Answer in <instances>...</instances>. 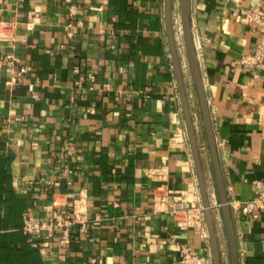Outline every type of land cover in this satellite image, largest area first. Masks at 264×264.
Segmentation results:
<instances>
[{
	"label": "crops",
	"instance_id": "obj_1",
	"mask_svg": "<svg viewBox=\"0 0 264 264\" xmlns=\"http://www.w3.org/2000/svg\"><path fill=\"white\" fill-rule=\"evenodd\" d=\"M257 3L190 0L189 11L238 264H264V209L242 207L264 195V69L239 62L264 47L261 28L238 13ZM0 22L10 34L0 38V162L4 197L20 211L5 231L25 236L31 264H180L182 245L212 258L207 224L186 212L202 198L164 0H0ZM182 76L214 192L195 86ZM79 197L85 231L71 225L67 244L23 230L24 215L49 220ZM215 233L220 264H230L227 238Z\"/></svg>",
	"mask_w": 264,
	"mask_h": 264
},
{
	"label": "water",
	"instance_id": "obj_2",
	"mask_svg": "<svg viewBox=\"0 0 264 264\" xmlns=\"http://www.w3.org/2000/svg\"><path fill=\"white\" fill-rule=\"evenodd\" d=\"M171 1L164 0L165 5V21H166V33L168 38V44L170 48V54L173 62L174 71L177 78L178 89L180 93V98L182 102V108L184 113V118L186 122L187 134L194 158V164L196 168V174L198 178V184L200 188V194L202 198V205L204 208V214L206 219V224L208 228V233L212 243V261L213 264H220V253L218 249V243L215 233V225L212 217L211 205L209 203L205 180L203 177L202 166L199 157V150L197 146L195 129L192 121V115L189 109L187 95L185 91V86L183 82L182 70L180 65V59L178 56L174 32L171 23ZM189 11H190V0H180V14H181V25H182V34L184 40L185 52L188 60L189 69L191 72L192 80L195 86L196 95L198 98L199 108L201 112L202 124L205 132L206 142L208 146L209 156L212 164L213 174L216 183V191L219 200V206L221 210V215L223 219L225 234L228 243L229 255H230V264H238L237 256V247L235 234L232 226V221L230 217L228 202L226 198V191L224 187V182L222 178V173L220 170L214 133L212 129V123L210 119L209 109L204 93V88L198 68V63L196 59V53L193 45L190 21H189Z\"/></svg>",
	"mask_w": 264,
	"mask_h": 264
},
{
	"label": "built area",
	"instance_id": "obj_3",
	"mask_svg": "<svg viewBox=\"0 0 264 264\" xmlns=\"http://www.w3.org/2000/svg\"><path fill=\"white\" fill-rule=\"evenodd\" d=\"M72 12V8H70ZM239 16L248 20L253 21L257 26H259L264 34V6L262 4H253L248 7H241L239 9ZM35 15H32V18ZM7 26L0 22V38L8 39L10 34ZM240 65L245 69H264V47L262 45H256L249 52L243 54L240 57ZM25 72V68L21 67L18 75ZM262 120L264 122V108L262 111ZM204 146V145H202ZM214 195V193H213ZM160 199H157L159 202ZM264 201V195L258 193L256 197L242 202V207L245 211L251 212L256 208H263L260 202ZM84 212V198L79 197L72 201L70 204V209L66 210L64 213L55 211L53 216L49 220L38 221L33 217L24 215L22 218L23 230L27 233L33 234L40 230H47L49 233H58L59 241L61 243L67 244L70 241V227L73 224H79V230L81 232L85 231V221L82 219ZM190 216L196 215L200 226L206 230V221L204 208L202 204H197L196 206L188 209L186 211ZM179 216L182 217L180 214ZM180 264H213L211 257H200L199 255L191 251L190 246L182 245L180 247Z\"/></svg>",
	"mask_w": 264,
	"mask_h": 264
},
{
	"label": "trees",
	"instance_id": "obj_4",
	"mask_svg": "<svg viewBox=\"0 0 264 264\" xmlns=\"http://www.w3.org/2000/svg\"><path fill=\"white\" fill-rule=\"evenodd\" d=\"M0 162V207L5 205L7 212L5 215H0V264H31L36 261V252L30 250L28 243L25 242V236L20 235V232H6L8 227V218L17 217L20 215L18 202L9 203L4 197L6 185L4 181V173L2 172ZM25 247H21V246Z\"/></svg>",
	"mask_w": 264,
	"mask_h": 264
},
{
	"label": "rangeland",
	"instance_id": "obj_5",
	"mask_svg": "<svg viewBox=\"0 0 264 264\" xmlns=\"http://www.w3.org/2000/svg\"><path fill=\"white\" fill-rule=\"evenodd\" d=\"M175 1L176 0H172L173 10L175 8L174 7L175 6ZM175 12H176L175 15L172 16V28H173V32H174L176 48H177V52H178V56H179L180 61L184 62L183 66H181L182 73L185 74V76H187L191 80V72H190L189 65H188V60H187L185 47H184L183 34H182L181 14H180V0H178V7H177V10L175 8ZM176 20H177L178 29L174 26V21H176ZM213 189H214L215 194L213 195L214 192H212V190H208L207 191V195H208L209 203L211 205L212 213L214 215V212L217 210L215 208H217V207L213 206L212 201H215V198H213V197H216V199L218 200V196H217V191H216L215 187ZM218 208H219L218 211L220 212V214L218 213V215H216V216H218V218L215 217L216 219H214V223H215V226L219 227L222 230L223 236H224V240H225L226 239L225 229H224V224H223V219H222V215H221L220 206H218Z\"/></svg>",
	"mask_w": 264,
	"mask_h": 264
},
{
	"label": "bare ground",
	"instance_id": "obj_6",
	"mask_svg": "<svg viewBox=\"0 0 264 264\" xmlns=\"http://www.w3.org/2000/svg\"><path fill=\"white\" fill-rule=\"evenodd\" d=\"M171 23H172V1H171ZM174 26L178 29V26H177V20L174 21ZM174 27V28H175ZM175 38V37H174Z\"/></svg>",
	"mask_w": 264,
	"mask_h": 264
}]
</instances>
